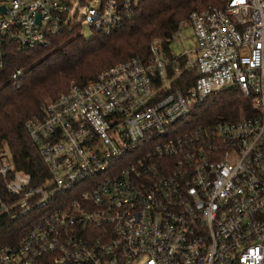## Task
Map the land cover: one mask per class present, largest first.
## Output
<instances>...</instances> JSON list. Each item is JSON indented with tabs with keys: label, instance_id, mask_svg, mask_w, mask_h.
<instances>
[{
	"label": "built area",
	"instance_id": "2783aa9c",
	"mask_svg": "<svg viewBox=\"0 0 264 264\" xmlns=\"http://www.w3.org/2000/svg\"><path fill=\"white\" fill-rule=\"evenodd\" d=\"M92 1L0 0V68L4 43L49 48L70 26L109 35L134 0ZM230 89L250 102L242 119L193 122ZM41 111L24 123L46 169L39 186L0 149L15 199L0 211H42L0 264H264V0L193 11L146 58L71 83Z\"/></svg>",
	"mask_w": 264,
	"mask_h": 264
},
{
	"label": "trees",
	"instance_id": "16d2710c",
	"mask_svg": "<svg viewBox=\"0 0 264 264\" xmlns=\"http://www.w3.org/2000/svg\"><path fill=\"white\" fill-rule=\"evenodd\" d=\"M125 0H119L122 4ZM227 0H134L122 24L109 35L92 34L85 39L76 27L50 37L49 48L17 50L4 43L5 60L0 68V149L6 148L15 171L29 175L34 187L46 176L37 149L24 123L42 115L41 106L65 92L71 83L83 85L101 71L131 57L146 58L156 37L171 38L193 11L223 7ZM21 68L19 87L9 81L11 72ZM176 85H179L177 83ZM250 102L236 90H224L199 105L192 114L195 124L236 122L249 111ZM0 199L11 207L0 177ZM42 211L18 216L0 211V248L15 244L31 229Z\"/></svg>",
	"mask_w": 264,
	"mask_h": 264
},
{
	"label": "rangeland",
	"instance_id": "374dc122",
	"mask_svg": "<svg viewBox=\"0 0 264 264\" xmlns=\"http://www.w3.org/2000/svg\"><path fill=\"white\" fill-rule=\"evenodd\" d=\"M92 4H93V6L94 5L96 6L97 5V0H93ZM80 13L82 15V12H80ZM81 34H82V36L85 39H90L91 36H92V33H91V31H90L88 26H82ZM181 34H183V35H185V36H187V37H189L191 39L190 29L189 28L184 29L183 31H181ZM191 45H192L191 40L186 42V44L184 46L180 42H176V41H173L171 43V47L173 49V52H175V53H179L183 49V47H190Z\"/></svg>",
	"mask_w": 264,
	"mask_h": 264
},
{
	"label": "water",
	"instance_id": "95a60500",
	"mask_svg": "<svg viewBox=\"0 0 264 264\" xmlns=\"http://www.w3.org/2000/svg\"><path fill=\"white\" fill-rule=\"evenodd\" d=\"M37 23H39V17H37Z\"/></svg>",
	"mask_w": 264,
	"mask_h": 264
}]
</instances>
